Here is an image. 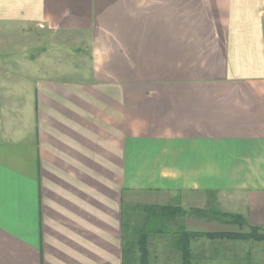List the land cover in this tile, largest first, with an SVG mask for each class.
I'll return each mask as SVG.
<instances>
[{"label": "crops", "instance_id": "1", "mask_svg": "<svg viewBox=\"0 0 264 264\" xmlns=\"http://www.w3.org/2000/svg\"><path fill=\"white\" fill-rule=\"evenodd\" d=\"M2 27L73 34L89 75L0 66V264H264V0H0ZM126 196L184 212L147 256Z\"/></svg>", "mask_w": 264, "mask_h": 264}, {"label": "rangeland", "instance_id": "2", "mask_svg": "<svg viewBox=\"0 0 264 264\" xmlns=\"http://www.w3.org/2000/svg\"><path fill=\"white\" fill-rule=\"evenodd\" d=\"M72 41H77L73 34H66L63 36L46 32L44 29L39 30L31 28L23 31H15L11 30L10 27H2V29H0V55L4 56V58L2 61L0 60V66H3V68L5 65L11 66V68L15 67V65L18 64L15 58L21 59L22 56L20 57V55L27 54L30 56V59H37L39 57L42 59L44 56L51 61L44 60V62H42L44 67L43 72L46 73V76H52L54 73L60 74L66 79L87 78L89 75V68L81 64L78 61L80 59L74 56V54L76 55L79 51L75 52L74 49L73 52V49L69 48ZM5 56L7 57L5 58ZM5 59L7 62H5ZM61 59H64V61L62 62ZM132 208L133 206L126 196V227L133 225V222L128 221L130 218L133 220L134 216L139 212L132 210ZM195 211L198 212L200 210ZM220 218L225 219L226 222L228 220L227 216ZM136 219L137 218H135V220ZM257 234L262 235L260 238H263L264 228L257 232ZM171 264L175 263L172 261Z\"/></svg>", "mask_w": 264, "mask_h": 264}, {"label": "trees", "instance_id": "3", "mask_svg": "<svg viewBox=\"0 0 264 264\" xmlns=\"http://www.w3.org/2000/svg\"><path fill=\"white\" fill-rule=\"evenodd\" d=\"M134 208V209H133ZM132 210H136L139 211L138 212V217L142 216V220H140V224H138L137 226H134L135 229H133L135 231V235L137 236V231L140 230L141 234L140 236L137 238L136 237V241L137 243H139V248L141 251L142 255H146L147 256V233L154 230V226H155V222L159 219H165L166 217L170 216V215H177L180 216L181 214H183L184 212L181 210L182 208L175 206H151L149 205V207H144L141 208V210L138 209V207H133ZM134 211V212H136ZM133 212V213H134ZM132 227L133 225L126 227L127 231H132ZM260 230H262L261 228H253L251 234L256 235L258 238H260V234H257V232H259ZM146 237V238H145ZM148 260L146 262V264H148Z\"/></svg>", "mask_w": 264, "mask_h": 264}]
</instances>
